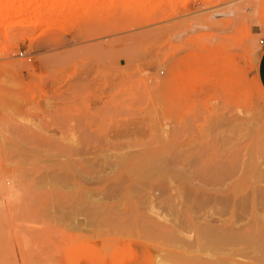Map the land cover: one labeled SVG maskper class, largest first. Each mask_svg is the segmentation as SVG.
<instances>
[{
  "label": "rangeland",
  "instance_id": "374dc122",
  "mask_svg": "<svg viewBox=\"0 0 264 264\" xmlns=\"http://www.w3.org/2000/svg\"><path fill=\"white\" fill-rule=\"evenodd\" d=\"M261 38L264 0H0V264L259 255L191 202L264 195Z\"/></svg>",
  "mask_w": 264,
  "mask_h": 264
},
{
  "label": "bare ground",
  "instance_id": "6f19581e",
  "mask_svg": "<svg viewBox=\"0 0 264 264\" xmlns=\"http://www.w3.org/2000/svg\"><path fill=\"white\" fill-rule=\"evenodd\" d=\"M194 75H196V74L194 73ZM230 166H232V163ZM229 169H231V167ZM229 172H231V171H229ZM221 174H223V173H221ZM221 174H220V176H221ZM218 175H219V172L214 177L211 174L208 177V175L205 173L202 177L200 175L199 176L201 179L205 180L206 183L211 182L213 184L214 182L217 181L218 178H215V177ZM224 175H228V174L225 173ZM218 184H220V183H218ZM7 188H9V187H7ZM225 188H226V186H225ZM247 198L251 199V201L249 203L246 200ZM193 200L194 201L191 202V204L192 203L194 204L196 202H200L201 204L203 203L206 205V204H210L212 202H216V204L219 202V203L223 204V205H221V206H223L222 208L223 209L225 208V210L227 209L230 213L229 217L228 218L226 217L227 219L224 218V220H222L221 224L218 226L212 227V226L206 225V226L200 227L202 229V231H201L202 236L208 237L209 238L208 241L210 240V241L220 245V247H223V250L225 249L224 247H226L225 250H227L228 248H231L237 244L243 243V244H246V246H248L249 248H252L253 251L256 252V254L259 253V255H256L255 257L250 259V261H243L241 259L238 260L236 258L237 254H235L234 249H232V252L230 254L226 253L227 256H225V258L223 257L222 254H220L222 257L219 255L221 257V260H222L221 262H218V260H217V258L219 256L215 257V260L217 261L216 264H264V226H263L264 223L262 224V215L256 211V209L258 208L264 212V195L258 194V195H254L251 198L244 197V196L237 197L236 196V190L233 189L232 192L229 194H220V195H218V194L212 195L209 193L196 192ZM198 207H199V205H198ZM245 208H250L251 211L254 212L251 215V220L249 221V223H247L250 225L247 227V229H237V215H240L239 212L245 210ZM238 210H240V211L238 212ZM217 211H219V210H217ZM215 215L218 216L217 214H215ZM212 218H214V217H212ZM214 219H216V218H214ZM217 220L219 222V219H217ZM208 221H209V219H208ZM213 222H214V220H213ZM187 242H188V240H187ZM205 242H207V241H205ZM216 244H212V245H214V247H216L215 246ZM223 250H221V251H223ZM216 251L218 252V250H216ZM220 257H219V259H220ZM191 260H192L191 264H207V263L209 264V260L207 263H206L207 260L206 261L203 260L205 263L204 262L201 263L202 260H200V259H197V260H199V263L198 262L196 263L195 262L196 259H194V257H192ZM159 264H167V263L159 262ZM212 264H215V262Z\"/></svg>",
  "mask_w": 264,
  "mask_h": 264
},
{
  "label": "crops",
  "instance_id": "0c3cea01",
  "mask_svg": "<svg viewBox=\"0 0 264 264\" xmlns=\"http://www.w3.org/2000/svg\"><path fill=\"white\" fill-rule=\"evenodd\" d=\"M257 79L264 89V48L258 59Z\"/></svg>",
  "mask_w": 264,
  "mask_h": 264
},
{
  "label": "built area",
  "instance_id": "2783aa9c",
  "mask_svg": "<svg viewBox=\"0 0 264 264\" xmlns=\"http://www.w3.org/2000/svg\"><path fill=\"white\" fill-rule=\"evenodd\" d=\"M259 44H261V46L264 48V38H261V39L259 40ZM19 55H20L21 57L27 59L28 61L31 60V56L28 55V54H25V53H23V52H20Z\"/></svg>",
  "mask_w": 264,
  "mask_h": 264
}]
</instances>
